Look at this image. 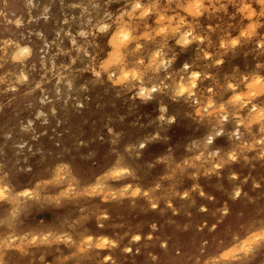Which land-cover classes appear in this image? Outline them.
I'll list each match as a JSON object with an SVG mask.
<instances>
[{
    "label": "rangeland",
    "instance_id": "1",
    "mask_svg": "<svg viewBox=\"0 0 264 264\" xmlns=\"http://www.w3.org/2000/svg\"><path fill=\"white\" fill-rule=\"evenodd\" d=\"M199 2L0 0V264H264V3Z\"/></svg>",
    "mask_w": 264,
    "mask_h": 264
},
{
    "label": "snow or ice",
    "instance_id": "2",
    "mask_svg": "<svg viewBox=\"0 0 264 264\" xmlns=\"http://www.w3.org/2000/svg\"><path fill=\"white\" fill-rule=\"evenodd\" d=\"M200 2H204V0H200ZM259 2H260V3H264V0H259ZM136 7H140V4H137ZM232 43H233V44H236L237 42H236V41H233ZM216 62H217V63H223V61H219V60H217ZM185 67H187V65H185ZM242 83H243V81H242ZM257 83H258V82H257ZM246 86H248V85H246ZM228 87L231 88L232 85H228ZM208 91L211 92L212 89H211V88H208ZM181 95H183V93H181ZM229 95H230V94H229ZM252 96H253V97H256V93H252ZM236 99H237V100H241V97H240L239 95H237V96H236ZM255 102H256V103H264V92L260 93L259 97L255 100ZM248 106L251 107L252 105L249 104ZM167 111H168L170 114H172V115H173V119H175V116H174V114L172 113V106H169L168 109H167ZM161 119H163V117H161ZM225 119H227V117H225ZM215 135L218 136V137H220V138L216 141V143H221L222 140H223V137L220 136V133H219V132L215 133ZM208 142H209V143H212L211 138H209V141H208ZM141 147H144V146L141 145ZM117 175H119V173H117ZM22 195H28V193H27V192H23ZM237 195H239V193H237ZM0 203H2V201H0ZM0 230H2V228H0ZM135 239L139 240L140 237L137 236V237H135ZM257 240H258V241H264V236H258V237H257ZM105 243H107V242H105ZM128 251H131V249H128Z\"/></svg>",
    "mask_w": 264,
    "mask_h": 264
},
{
    "label": "bare ground",
    "instance_id": "3",
    "mask_svg": "<svg viewBox=\"0 0 264 264\" xmlns=\"http://www.w3.org/2000/svg\"><path fill=\"white\" fill-rule=\"evenodd\" d=\"M199 3H200V2H199ZM199 3H197V4H199ZM192 4H193V3H192ZM197 4L195 3V4H193V5H195V7H198L199 5L197 6ZM191 8H194V7H191ZM198 8H199V7H198ZM196 9H197V8H195V10H196ZM198 11H199V9H198ZM200 12H201V11H200ZM15 22H16V21H15ZM15 22H14V23H15ZM18 24H19V23H18ZM16 25H17V24H16ZM105 25H106V24H105ZM122 30H123V29H122ZM129 30H130V29H128L127 31L123 30V31H125V32H121V31H120L119 34L123 33V37H126V34L128 33ZM126 32H127V33H126ZM129 32H130V31H129ZM115 33H116V32H115ZM124 33H126V34L124 35ZM121 35H122V34H121ZM121 35H118L120 39H121V37H122ZM120 36H121V37H120ZM127 36H128V35H127ZM115 38H116V40L118 41L119 38H118V37H115ZM113 40H114V39H113ZM180 41H181V40H180ZM121 42H122V41H119L118 43H121ZM123 43H125V42H123ZM18 51H19V50H18ZM155 55H157V54H155ZM17 56H18V55H17ZM156 57H157V56H156ZM20 58H22V57H20ZM20 58H19V59H20ZM154 60H155V59H154ZM187 67H188V66H187ZM197 73H198V72H194L193 74H197ZM255 80H257V79L255 78ZM260 81H261V80H260ZM253 82H254V81H253ZM254 83H255V82H254ZM254 83H253V84H254ZM259 83H260V82H259ZM259 83H258V84H259ZM145 88H146V87H145ZM250 88H251V87H250ZM256 88H257V87H256ZM258 88H259V87H258ZM258 88H257V89H258ZM149 89H151L152 91H154V90H156V87H155V86H152V87L149 88ZM257 89H256V90H257ZM151 90H150V91H151ZM189 90H190V89H189ZM142 91H143V90H142ZM150 91H148V92L150 93ZM144 92H145V91H144ZM28 182H29V178L26 177L25 180H24V184L26 185ZM28 190H30L29 187H27V188L25 189V191H28ZM4 191H5V190H4ZM91 240H92V239H91ZM97 242H98V241H97ZM103 244H104V243H103ZM101 246H102V245H101Z\"/></svg>",
    "mask_w": 264,
    "mask_h": 264
}]
</instances>
